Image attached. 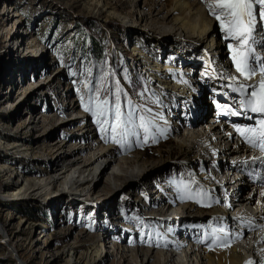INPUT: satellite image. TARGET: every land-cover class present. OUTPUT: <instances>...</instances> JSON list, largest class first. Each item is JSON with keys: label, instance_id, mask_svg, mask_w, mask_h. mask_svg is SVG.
Segmentation results:
<instances>
[{"label": "rangeland", "instance_id": "obj_1", "mask_svg": "<svg viewBox=\"0 0 264 264\" xmlns=\"http://www.w3.org/2000/svg\"><path fill=\"white\" fill-rule=\"evenodd\" d=\"M101 1L112 14L105 12L106 14L98 15L94 13L96 9L90 10L82 0H0V143L4 144L15 134L18 140H23L24 148H27L31 156L33 155L40 163H28L32 170L36 171L41 167L45 171L48 170L55 178L60 176L59 173L63 170H68V173H64L66 178L62 177L57 181L54 187L55 194L50 197L57 196V201L54 199L51 203L24 202L10 199L8 196H0L2 220L6 224L0 228V264H68L67 255L63 251L78 248L74 258L79 259V256L89 253L99 242L103 243L104 249L103 252L101 251L100 258L103 260L101 264H118L124 260L120 254L121 247L135 249L136 244L133 246V240H143L140 246L145 250L144 245L147 241L172 240L171 237H163L162 233H170L168 229L173 225L176 227L173 231L176 234L174 241L177 243L182 241L178 247L174 248L173 245V249L169 251L176 254L173 259L175 264H197L195 261L199 259L200 254L195 251V247L198 243L200 246L203 245L200 247L201 250L205 248L208 251L218 249L221 245L222 236L217 232L209 235L207 241H220L211 244L204 241L207 234L202 232L196 234V231L202 228L206 230L212 222L211 217L206 214L213 207L211 191L205 187L202 177L198 182L201 194L197 196L194 191L197 186L193 177L199 176L202 170L199 166L195 172L186 170L183 150L178 146L180 139L172 136L171 132L167 133V127L156 115V93L148 83L138 57L131 51L133 42L130 29L123 19L131 23L130 27L139 29L138 36L144 34L159 39L169 36L170 44L174 40L187 37L185 31L172 25L168 18L165 24L149 20V17L156 15V9L164 6V0ZM203 1L205 3L200 2V5L209 10L208 3L213 1ZM164 7L165 11H161L159 17L165 16L166 10L171 9V5ZM144 14L147 21L141 18ZM212 25L219 30V38L222 39L223 30L214 15ZM164 31H169L170 34H164ZM11 33L15 35L12 37ZM261 33L257 35L258 41L262 38ZM229 44L235 46V42L227 40L221 46V61L225 64L227 75L249 84L250 80H244L236 73ZM258 45L259 43L253 47L256 48L257 54H263ZM194 62L191 69L185 65L183 71L185 74L188 73L189 78L194 79L195 86L201 83L204 87V104L200 110L198 109L199 115L195 120L199 119L198 126L207 128L216 123L213 118L216 115L214 112L217 111L214 107L216 103L213 102L216 100L213 98L210 101V95L206 92L209 87L204 82L207 79L200 78V71L206 67L214 73L213 75L220 74L216 66L210 62L207 66H200L197 61ZM117 82L123 90L120 95L122 112L129 111L130 106L127 101L130 100L137 106L139 115H145L140 110L142 106L151 110V116L158 117L154 126H151V133L146 143L143 129L137 130L136 137L129 136L126 139V146L132 147L131 153L137 156L135 159L141 158L142 162L160 164L157 171L148 174L153 185H150V181L146 183L144 180V184L136 183L125 187L124 179L118 180L114 177L116 174H123V171L130 173L131 169L120 163L121 158L128 156L127 153H115V160L112 155H104L109 149L112 150L117 146V143L109 138L111 114L108 116L109 125L105 126L109 128V133L102 132L101 128L102 133L99 131L98 134H94L95 130L91 131L94 127L92 123L97 117L93 116L92 112L85 111L84 104L89 96L95 94L89 89H98L100 99H108L111 107L114 102L112 93L115 92ZM85 83L88 87H85ZM224 85H227V88L229 86L226 82ZM185 101L186 107L191 108L188 104L189 100L185 99ZM56 108H60L63 113L58 114ZM70 122L74 123L70 124ZM62 123L69 124L60 127ZM136 123H139L138 119ZM188 130L189 128H185L181 133ZM65 141H68L69 146L61 148ZM44 146H56L59 148V154L63 152L66 154L57 160L54 158L50 160L43 150ZM77 148L82 149V152H79L78 157H74L71 152L80 150ZM92 155H95L94 158L104 155L93 165L95 176L89 175L88 171L81 172L83 165L89 163ZM5 156H7L5 150L0 147V161ZM211 157V163H214L216 157ZM27 158L28 156L21 153V157L17 159L19 165L23 166V160L28 161ZM74 158H79V165L74 163ZM203 158L208 159L209 156L205 155ZM204 159L200 160L204 162ZM109 161L111 163L104 168ZM146 167L147 165L136 167L131 174L132 178L140 180V175L147 171ZM203 168L204 173L208 174L210 168L208 166ZM13 177L14 175L9 177V173L7 178L2 177L0 173V191L4 190L5 184L13 180ZM64 179L78 180L79 183L72 187L69 183L66 185ZM115 181L123 190L116 191L115 187H112ZM79 185L81 186L77 188ZM70 186V191L76 196L66 192ZM234 186L236 185L229 188L233 190ZM145 187L149 190L159 188L164 191L149 194L153 195L150 200L144 193H140ZM250 190V186L246 185L242 193L247 195ZM202 191L205 194H202ZM188 195L193 198H181ZM50 198L49 201L52 200ZM153 199L158 201L155 211L161 210L162 216L153 214L158 223L148 228L143 222L149 219L148 212L151 210L149 204ZM168 199L172 200V207L164 205ZM186 204L193 205L191 211H182L183 205ZM254 204L255 208L259 204L258 194ZM232 209L231 206L230 209L224 208L222 213H228L230 218L233 211L238 213L239 210ZM166 212L177 214L178 220L172 221L173 224L167 223L163 220ZM26 220L34 224L31 232L22 226ZM132 221L137 224L143 221V225L139 229L135 228ZM237 226L240 227L241 224ZM242 228L244 232V227ZM133 229L137 232H133ZM179 231H183L182 235ZM185 231L187 233L193 231L196 234L194 239L189 237L191 241L188 240ZM117 246L120 247L118 251ZM159 250L149 253L151 256L149 261L142 252L126 254L133 264L145 262L162 264L163 260L157 253ZM165 251L164 249L162 252ZM106 255L108 260L105 258Z\"/></svg>", "mask_w": 264, "mask_h": 264}, {"label": "bare ground", "instance_id": "obj_2", "mask_svg": "<svg viewBox=\"0 0 264 264\" xmlns=\"http://www.w3.org/2000/svg\"><path fill=\"white\" fill-rule=\"evenodd\" d=\"M212 1L214 2V0ZM200 2L205 3L203 0H164L165 3L164 6L168 7L169 5H171V9L166 10V15L163 17H159L161 11L165 9L164 6H160L159 9H156V15H152V17H149L150 21L161 24H165L166 23L165 20L168 18L169 19L168 21L172 25L178 27V29L180 30L185 31L187 37L181 40H176V41L174 40L172 44L168 43L169 40H171V37L169 36L163 38L164 40L151 35L147 36L143 34L138 36L139 29L138 30L135 29L134 26L130 27L131 23L129 21H126L125 19H123V22L130 29V37L132 38V42H133L131 45L132 46L131 51L135 56L138 57L144 75L148 83L154 88L153 90L156 93V99L159 101V103H156V110H157L156 115L159 118L162 117L160 119L163 120L164 124L167 126V130H168L167 133L172 132V136H176V138L180 139L178 141V146L180 147V149L183 150V155H184L183 162L186 166V170H188V172L189 171L195 172L197 166H199V168L202 170L200 172L201 174L203 173L202 175L200 174L199 176L193 177L195 181V186H197L196 188H194V191L196 192V194L197 193L199 194L201 192V188L198 183L200 182L199 180L201 179V177L204 178L203 183H205V187L211 191L210 193L212 200L211 206L213 207H211L209 212L206 214L211 217L212 222L209 224L207 229L205 228L206 230H203L202 228L201 230L196 231L197 232L196 234L200 232H202V234H208L210 228H216L218 230L223 229L222 232L219 231V234L222 237H221V245L218 249L208 251L205 248H202L201 250L200 248L201 246L195 247L196 248L195 251L197 250L198 253L200 254L198 256L199 258L198 260L196 259L197 257L195 258L196 259L195 263L197 262V264H246V262L252 261L253 264H264V245H263L264 237L258 233V229L256 227L257 224L253 222H248L247 221L248 218L245 217L247 215L246 213L248 212H250V214L257 220L262 215L264 216V185L259 186L258 188V185L251 184V182L248 183L249 180L244 176L243 179L245 180V182L243 181L241 182V180H239L238 177L237 178L235 177L234 175L235 172L233 171L235 170V168H242V165H247V163L250 166L257 165L259 167L263 166L264 163L258 162V160L257 161L255 160L256 162L251 161V158L247 160V163H245L246 160H243V163L240 162L239 164L236 163L232 164L230 162L231 158H235L238 160V158L247 159L248 157H250V154L247 152L250 150L251 146L250 145L247 146L244 143L246 141L243 139V137H241V135L238 132H236L235 127H232L231 131L227 132L229 129V123L218 122L219 113L221 110L219 107V102L214 106L215 110H217L214 112L216 113V115H214L213 117L216 123L212 126L211 125L208 126L207 128H205V126L203 127L197 125V121L199 119L195 120L194 115L196 112H198V109L204 104L203 101L204 100L203 98L205 97V93L203 91L204 87L201 83L198 84L199 81L197 82L198 85L195 86L194 79L189 78L188 73L186 72L185 74V72L183 71L184 67L186 66L187 68L193 67L195 63L194 61H197V63L200 66H207L208 63L210 62L213 66H216V70H218L224 82H229L230 84H233L231 76L227 75L225 64L221 61V56H222L221 46L223 45V42H225L226 40L227 41H233V40H231L230 38H225L226 34L224 33V31L222 35L223 38L222 39L219 38L220 37L219 30H217L215 25L214 26L212 25L213 15L210 13L209 10L206 9L207 7L206 8L202 7V5H200ZM82 3L84 5H87V8H89L90 10L94 11L96 9L94 13L98 15H101L102 13L105 12L107 14H112L111 11L105 8L106 6L101 0H82ZM141 18L142 20L147 21V17L145 14L142 15ZM164 34L168 35L170 34V32L164 31ZM261 34H262V38H264V32H262ZM10 35L13 37L15 33H11ZM262 38L260 39V41L262 40V44H264V39ZM258 48H261V51H263V56H264V46H260ZM236 73L239 74L238 72ZM193 76L195 78V75ZM257 79L258 76L253 77L251 82L255 83ZM236 83L239 84L242 83V81L236 80ZM219 91L217 88L213 91V96L216 97L217 100L219 99ZM206 92H208V94L212 93L210 88L207 89ZM235 96L236 95L234 94V95H230L229 97V98H233L232 99L233 103L237 102V98ZM156 99L155 101H157ZM185 99L189 100L188 104L191 106V108L189 106L186 107ZM56 110L58 114L63 113V111L60 108H56ZM229 117L232 118L235 116H229ZM235 120L241 125H246V126L248 124L253 123L252 119L251 120L248 119L245 115H241ZM72 123L74 122H70V124ZM68 124L69 123H62L60 127L61 126L64 127V125L67 126ZM92 124L94 125V127L91 131L93 132L95 130L94 134H98L100 131L99 125L96 123V121H94ZM185 128H189V130L185 133H181V130L183 129L185 130ZM212 135L215 137L211 138ZM16 137L17 135L14 134L11 137V139L6 141L4 144L0 143V147L3 148L7 154V156H5L2 161H0V173L2 174V177L6 176V178L8 173H9V177L14 175L13 177L14 179L11 180L9 183L5 184L6 187L3 190V195L8 196L10 199H17L24 202L40 201L44 203H48V202L51 203L54 201V199L55 201H57L56 199L57 196H54L53 198L50 197L52 196V194H55L54 191L55 184L60 178L62 177L66 178L65 174L68 170H63L61 173H59L60 176L56 178L52 176L53 174L51 175L48 170L45 171L41 167H39L36 171L32 170L29 167L28 163L30 162L34 164H40V163L36 158H34L33 155L31 156L27 148H24L25 144L23 140L21 139L18 140L17 139L18 137L17 138ZM238 140H241V142H238ZM67 144H69L68 141L67 142L65 141L63 146H61V148L68 147L69 145ZM43 150L46 152L47 156L50 157V160H52L53 158L54 160H57L62 156H65L66 154V152L59 154L58 153L59 148H57L56 146L53 147L44 146ZM131 150H133V148L126 146V142H123L121 144H117L116 148L112 150L109 149L106 153H104V155L105 154H108L109 156L112 155L111 157H114V160L116 156L115 153L117 152L120 154L121 153L128 154V156L121 158L120 163L122 164V166L124 165L128 166V168L131 169V172L129 173L127 171H123V174L121 175L116 174V176L114 177H116V179L118 178V180L124 179L125 187L132 186L133 184L136 183L138 185L144 184L145 183L144 180H146V183L150 181V185H153L151 184V177L148 174L150 172L157 171L160 168L159 167L160 164L154 162L148 163L146 161L142 162L141 158L135 159L137 156L134 155L135 153L132 154ZM79 152H82V149L77 151H72L71 154H73L74 157H78L77 155L79 154ZM251 152L252 154H255L253 149H251ZM21 153L28 156L27 158L28 161L23 160V164H24L23 166H20L17 161V159L21 157ZM242 153L243 155H241ZM104 155H101L97 158H94L95 155H92L91 159H89V163L87 161L88 164L85 163L83 165V169L81 172L84 173L88 171L89 175H92L93 171H95V169L93 170L94 168L93 165H95V163L98 160H100V158H102V156ZM205 155H208L209 158L204 159L203 157H205ZM130 156H132L133 158H130ZM211 156H215L216 159L220 161L219 166L216 169L215 167H213V163H211V158H212ZM200 159L202 160L204 159V162H202ZM73 161L75 164L79 165L78 162L79 158H74ZM19 162H21V160ZM207 162L209 164H207ZM110 163L111 161H109V163L106 164L104 168H106L107 165H109ZM223 164H225L227 167H222ZM146 165H147L146 167L147 171L143 172V174L140 175L141 178L140 180H136L132 178L131 174L133 173V170L136 167L146 166ZM204 166H208L210 168V170L208 169L209 170L208 174L207 172L204 173L205 171L203 168ZM209 174H212L215 178H220V177L221 179L223 178L222 184L227 192L229 187L236 185L234 186L233 190L229 192V197L231 200V207L233 208L232 210L235 209H239V210L238 213L230 214L231 216L230 218L228 213H224V214L222 213L224 208L220 203V200L217 196V192L216 194H214L213 192L216 186L214 185L213 180H210ZM93 175L95 176V174ZM262 178H264V175ZM141 181L144 182L142 183ZM65 182L66 185L67 183H69L72 187L77 183H79L78 180L73 181L72 179H69L68 181L65 180ZM116 183L117 182L115 181L114 186L112 187H115L116 191L123 190L121 185L118 186ZM246 185L250 186L251 189L249 194L247 195L242 193V189ZM71 186L69 190H67L66 192L68 194H71V196H76L73 193V191H70ZM80 186L81 185L77 186V188H79ZM236 188H238L237 191ZM156 189L157 188L153 190H149L147 187H145L144 190H141L140 193H144L146 197L151 200V198H153V195H149V194L153 192L164 191V189H159V188L157 190ZM202 190L206 191L205 189ZM203 191L202 194H205L203 193ZM257 194L259 195V204L255 208L254 202ZM49 198L52 200L49 201ZM172 204L173 203L171 199H168V201L164 203V205H167L168 207H172L173 206ZM149 205L151 209L148 212L149 219L144 222L141 221L139 224L132 221L133 227L139 229L144 224L145 227L152 228L151 225H155L156 223H158L154 216L155 214H158L160 217L162 216L161 210H159L158 212L155 211V208H157L158 205V201H156V199L155 200L153 199L152 201H150ZM69 206L70 205H68V207ZM192 206H193L192 204L183 205L182 211L183 212H187L188 210L191 211ZM1 211L2 210L0 209V224L1 226H5L6 224L2 220L3 213H1ZM115 214H117V212H115ZM232 224L233 225L241 224V226L244 227V232L243 231L241 232L240 230H234L237 229L238 226L237 227L234 226L232 228L231 227ZM22 226L25 227L29 232H31L34 228V224L28 220H26L22 224ZM175 228H176L175 225H173V227H171V231L173 232ZM134 231L135 229H133V232ZM183 231H179L180 235H182ZM190 232L187 233L185 231L188 237L194 239V235L196 234H194L193 231ZM255 232H257L256 235H254ZM250 233H252L251 234L252 237L251 236L247 237V235L248 234L250 235ZM162 235L163 237H166L167 233L166 234L162 233ZM143 242H144L143 240L141 241L133 240V246L134 244H136L135 249L130 247L129 248L121 247L120 249L119 246L121 245L117 246L116 250L118 251L120 249L121 258L124 259L122 263L118 262V264H133L132 261L128 259L126 253L127 252L132 253L135 251L136 253L142 252V254H144L145 257H148V259L147 258L146 259L149 261V259L151 258L150 254L154 253L153 251L157 249L159 250V248L160 250L157 253L159 254V257L163 260L162 264H175V262H173L174 261L173 259L176 254L173 253L172 251L169 253L171 247L174 245L171 241L168 240H164L163 242H161V240L147 241V243H145L146 245H144L145 250L142 248V246H140L142 245ZM102 245H103L102 242H99L98 245L96 246L94 245L93 249L91 248L92 250L89 253H85V254L83 253L81 256H79V259L74 258V254L76 253L78 248H71L67 251H63V253L67 255L68 264L70 262H72V264H101V262L103 261L100 258L101 251L102 252L104 251ZM164 249L166 250L165 253L162 252L164 251ZM176 250L175 252H177ZM192 252H194V250ZM107 256L108 255H106L105 257L106 260H108ZM144 264L147 263L145 262Z\"/></svg>", "mask_w": 264, "mask_h": 264}, {"label": "snow or ice", "instance_id": "obj_3", "mask_svg": "<svg viewBox=\"0 0 264 264\" xmlns=\"http://www.w3.org/2000/svg\"><path fill=\"white\" fill-rule=\"evenodd\" d=\"M257 7L259 9L258 12ZM208 9L220 23L222 30L226 34L225 38L235 41V46L229 44V48L232 51V60L237 72L244 80H252L253 77L258 76L257 81L253 84H237V78L231 77L233 84L229 85V87L233 92L240 93L241 99L237 107L243 109L244 112L241 113L240 111L229 109L227 105H224L221 106L222 114L228 116H240L243 114L250 120L254 118L248 115L249 112L258 114L259 118H255L254 125L246 127L235 126V130L249 145L264 151V57L257 54L256 48L253 47V45L261 43V41L257 40V35L264 32V0H214V2L208 3ZM261 46H264V44H261ZM73 74L75 75V73ZM85 87H88L87 83H85ZM89 90L95 94L89 96L88 101L84 104L85 111H90L93 116L97 117L96 123L100 125L102 132L109 133V128L105 126L109 125L108 116L111 114L112 123L110 125L109 138L115 143L126 142L129 136L136 137L138 129H143L144 142H147L151 133V126H154L155 120L158 118L157 116H151L150 109L141 106L140 110L145 115H139L137 106L129 100L127 101L130 106L129 111L127 113L122 112L120 95L123 90L118 82L115 92L112 93L114 102L111 107H109L108 99H100L98 89ZM81 99L83 100V97ZM155 102L159 103L158 100ZM136 119L139 120L138 124ZM153 142H155L154 137ZM256 159L259 158H253V160ZM181 198L192 199L193 197L188 195ZM168 231H171V229H168ZM219 231L222 232L223 229ZM216 232L217 229H212L209 235H214ZM246 264H253V262L248 261Z\"/></svg>", "mask_w": 264, "mask_h": 264}]
</instances>
